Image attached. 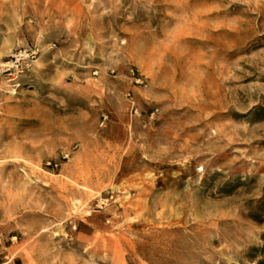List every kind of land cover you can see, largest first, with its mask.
<instances>
[{
  "label": "rangeland",
  "instance_id": "1",
  "mask_svg": "<svg viewBox=\"0 0 264 264\" xmlns=\"http://www.w3.org/2000/svg\"><path fill=\"white\" fill-rule=\"evenodd\" d=\"M0 264H264V0H0Z\"/></svg>",
  "mask_w": 264,
  "mask_h": 264
},
{
  "label": "built area",
  "instance_id": "2",
  "mask_svg": "<svg viewBox=\"0 0 264 264\" xmlns=\"http://www.w3.org/2000/svg\"><path fill=\"white\" fill-rule=\"evenodd\" d=\"M199 171H202L201 169Z\"/></svg>",
  "mask_w": 264,
  "mask_h": 264
}]
</instances>
